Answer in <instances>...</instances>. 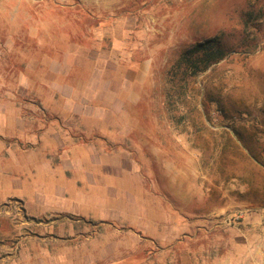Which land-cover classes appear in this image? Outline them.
<instances>
[{"label":"rangeland","instance_id":"rangeland-1","mask_svg":"<svg viewBox=\"0 0 264 264\" xmlns=\"http://www.w3.org/2000/svg\"><path fill=\"white\" fill-rule=\"evenodd\" d=\"M53 33L58 43L109 45L112 33L131 42L130 61L62 71L94 77L97 92L77 96L113 108L109 136L95 143L109 167L86 188L100 201H52L36 215L23 201L0 203V264H261L251 248L264 236V0H0L3 127L58 126L60 114L45 108L60 100L56 63L34 40ZM212 39L225 58L180 75L169 94L173 62ZM129 69L124 106L116 91Z\"/></svg>","mask_w":264,"mask_h":264},{"label":"crops","instance_id":"crops-1","mask_svg":"<svg viewBox=\"0 0 264 264\" xmlns=\"http://www.w3.org/2000/svg\"><path fill=\"white\" fill-rule=\"evenodd\" d=\"M65 30L67 31L66 27ZM98 30L100 28L95 31ZM71 34L67 32L65 36L71 38ZM76 34L74 33L75 36ZM48 35L43 39L36 37L35 44L38 51L46 56L45 61L56 63L55 69L51 68L56 74L50 78L54 90L61 94L68 93L69 96L65 98L60 94V100L45 108L60 114L63 119L54 120L58 124L56 127L46 126L37 133H29L25 126L20 127L19 124L15 129H9L8 126L11 125L3 127L7 125L4 124L7 117L0 116V203L23 201L28 211L34 215L40 213L41 208L50 206L52 201H61L68 207L73 201H100L99 198L85 195L86 188L93 189V184L97 186L101 166L109 167L108 159L101 161V156L106 157L108 153L101 152L95 143L97 135L109 136V119L106 116L107 111L113 108L105 103L99 104L96 100L90 101L88 97L86 101H81L77 96L83 92L90 96L97 92L93 89L94 77L89 76L81 81L72 73L66 75L62 71L74 69L78 62H106L107 69L110 62L130 61V54L126 52L131 46L130 40L121 41L116 38L115 33H112L109 45L105 44L104 39H98L85 46L76 37L58 43L54 39L55 33L49 35L50 38ZM131 72L129 69L127 76H124V92L116 91L121 94H116L115 101L118 100L124 106L127 104L126 99L132 98ZM106 80L101 78V83L96 86L107 87ZM52 94L56 95V92ZM74 115L76 117L72 118ZM18 120L17 122L20 121ZM73 122L80 123L82 128L74 126ZM6 191H12L13 194L9 195ZM29 199L37 201L28 205L26 201ZM68 212L76 213V206L73 205ZM258 232L264 234V229ZM253 240L255 243L251 249L255 248L253 252H256L257 259L264 264V256L259 255L260 248L264 246V236H256ZM262 253L264 254V250Z\"/></svg>","mask_w":264,"mask_h":264},{"label":"trees","instance_id":"trees-1","mask_svg":"<svg viewBox=\"0 0 264 264\" xmlns=\"http://www.w3.org/2000/svg\"><path fill=\"white\" fill-rule=\"evenodd\" d=\"M225 56L226 49L218 39L208 40L185 50L166 72V77L170 81L169 94L176 92L178 84L176 79L180 75L183 81L195 78L212 65L219 63Z\"/></svg>","mask_w":264,"mask_h":264},{"label":"built area","instance_id":"built-area-1","mask_svg":"<svg viewBox=\"0 0 264 264\" xmlns=\"http://www.w3.org/2000/svg\"><path fill=\"white\" fill-rule=\"evenodd\" d=\"M230 221H231L230 219H226V220H225V223H226V224H227V223H230Z\"/></svg>","mask_w":264,"mask_h":264}]
</instances>
